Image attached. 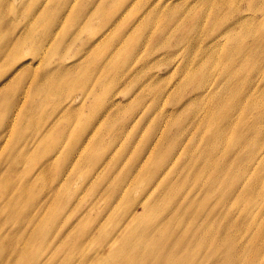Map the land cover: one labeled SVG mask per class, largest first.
I'll return each instance as SVG.
<instances>
[{"label":"rangeland","instance_id":"1","mask_svg":"<svg viewBox=\"0 0 264 264\" xmlns=\"http://www.w3.org/2000/svg\"><path fill=\"white\" fill-rule=\"evenodd\" d=\"M0 1L23 36L0 72L3 264H264V0ZM204 159L233 168L218 189L221 168L197 178Z\"/></svg>","mask_w":264,"mask_h":264},{"label":"bare ground","instance_id":"2","mask_svg":"<svg viewBox=\"0 0 264 264\" xmlns=\"http://www.w3.org/2000/svg\"><path fill=\"white\" fill-rule=\"evenodd\" d=\"M114 1L117 2V0H114ZM6 8H7V6L4 7V4H2L1 1H0V72L3 75H5L4 74L5 72H2V70L4 69L5 64H7L8 61H12L14 59H21L20 53H21L22 46H23V44L21 43L23 41V39H22L23 36L22 35H18V36L15 37V36L12 35L13 34V30H14V28L12 27V25H16L15 21H12L10 23V29L5 30L6 26L3 24L2 19L5 16V14L8 13V11H7ZM3 11H4V13H3ZM45 11L46 10H40V8H36V12L37 13H42V12H45ZM16 15H17V12H16ZM32 15H33V13H32ZM54 22H55V18L53 16L48 17L47 18V22H46V29L43 30V34L41 36H39V37H42V39H44V40L46 38H48V37L50 38L52 36V34L55 32V30L58 28V26H56L58 24L57 23L58 22V19H57L56 23H54ZM238 27H240V26L238 25ZM36 48H39V50L42 49V47H41V45L39 43L36 44L35 50H36ZM24 65H26V63H23L22 64V66H24ZM14 76H17V75L14 74ZM23 81H24V78L21 76L20 82L23 83ZM17 85H19V83ZM9 97H10L11 100L9 99L8 102L14 103L16 101V99H15L12 102L13 96H10L9 95ZM3 98H5V94H0V105H2ZM228 121L229 122H226L225 123V125H224L225 128L224 129L223 128H219V129H216L213 132V134L215 135L216 140L218 142H220V143L223 142V139H224V137L226 135V130L231 129L230 128L231 127V124H232L233 127L235 126V123L231 119L228 120ZM19 126L22 127V122L19 123ZM6 127H7V125H5V124L3 125L2 123H0V130H2V132L6 129ZM30 135L31 134H27V135H24L23 137H16L14 139V143H15V147L14 148L16 149L17 146L23 142V138L24 137H27V139H28V137ZM238 135H240L239 132H238ZM237 141H240V142L245 143L244 144L245 146H246V144H249V142L244 141L243 138L242 139L238 138ZM3 143H4V141H3L2 133H1V137H0V160H4L5 161V159L3 158V151L5 149V147L2 145ZM73 150L74 149L72 147L69 150H67V153L65 154V161L70 160V156L72 155ZM203 150L205 151L204 148H203ZM52 151H53V148H50L49 150H46V152H40V153H38V150H37L36 151L37 154H36V156H34V158L35 159L38 158L37 161H39L41 158L46 157L48 154H53L54 152H52ZM13 155H14V153L12 152L11 158L7 161L8 162V166H9V170L10 169H13V166L15 164H19L21 162V160H23L20 156H17L18 158L17 157L15 158ZM12 158L15 159V161L13 163H11ZM1 166H2V164L0 165V167ZM218 168H221V169H220V171L219 170L217 171L218 174L215 176V178L213 180V186H212V188L218 189V183L221 180L228 178L229 175L231 174V172L233 171L232 166H230L229 164H226V163L225 164H219V163H216L215 161H213L211 159H204L201 163H199V166H198V168L196 170V172H198L197 178L199 180H203L204 177H205V173L206 172H208V171H210L212 169H218ZM16 173L17 174L21 173L18 168L16 169ZM189 178H190V175H185L183 181L178 182V187L177 188L170 187L169 188V191L171 193H173V194H176L175 191L177 189H179V187H183L186 184V182L189 180ZM236 185H237V179H233L231 181V183H230V188H231L232 191L235 190ZM1 187H0V196H2L5 200H8L9 197L6 194L9 192V183H5V185H3ZM183 191H184V188L182 189V191L180 190V193L178 195L182 196L183 195ZM187 202L188 201H185L182 198L181 204H186ZM194 204L197 206V202L194 201ZM36 206H37V203L36 202L33 203L31 201L30 202V206L28 207V209H23L22 210V214H24L25 216H23L21 218L20 222L18 223V224H20V226H23V228L20 231H27V230H31L32 229L31 219L33 217V210H34V208ZM1 210L2 209L0 208V211ZM173 211H171V212H173ZM196 212H199V211H196ZM218 212H219V219H221L222 215L224 214V205L218 206ZM245 212L247 213V212H249V210L245 209ZM19 214H21V213H19ZM149 218L150 217H147L145 219L144 223L145 224H149V229H151L156 224H155V222H154L153 219H150L149 220ZM209 226L212 229L217 230L220 233L219 236H220L221 241L225 242V241L231 240L234 244H237L236 243V239L232 236V234L230 233V231L228 230V228L227 227H223L221 224L216 223L214 216L212 217L211 222H208L207 223V227H209ZM144 230H148V229H144ZM20 231H17V230L12 231V234L19 233ZM256 237L261 242H264V228L261 229L260 231H258ZM195 240L196 239H191V240H189V242H187V243H185L183 245L178 244V242L175 241L174 244L176 245L175 247L177 248L178 251H182L191 242L194 241L193 243H195L197 241V240L196 241ZM212 244L214 246L220 247L219 244H215V243H212ZM4 247H7L6 244H0V264H3L1 258H3L4 257V254H5V250H3ZM25 253L26 252H23V255H25ZM159 261H160V258L157 257V264L159 263ZM3 262H4V260H3ZM153 263H154V261L147 260V262L145 264H153ZM19 264H21V263H19ZM26 264H30V263H26Z\"/></svg>","mask_w":264,"mask_h":264}]
</instances>
